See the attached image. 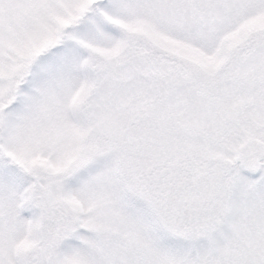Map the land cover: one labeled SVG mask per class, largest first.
<instances>
[{
  "label": "snow or ice",
  "instance_id": "obj_1",
  "mask_svg": "<svg viewBox=\"0 0 264 264\" xmlns=\"http://www.w3.org/2000/svg\"><path fill=\"white\" fill-rule=\"evenodd\" d=\"M0 264H264V0H0Z\"/></svg>",
  "mask_w": 264,
  "mask_h": 264
}]
</instances>
